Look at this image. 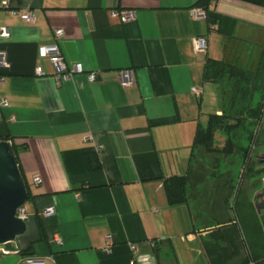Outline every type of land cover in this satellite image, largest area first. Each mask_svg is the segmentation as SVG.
<instances>
[{"label": "crops", "instance_id": "crops-1", "mask_svg": "<svg viewBox=\"0 0 264 264\" xmlns=\"http://www.w3.org/2000/svg\"><path fill=\"white\" fill-rule=\"evenodd\" d=\"M197 7L207 20L192 17ZM123 10L136 19L112 17ZM2 28L10 36L0 37L9 65L0 66V138L21 149L40 238L29 256L0 251V264H213L194 202L171 205L164 182L190 175L198 129L221 115L207 60L259 61L264 0H0ZM56 29L73 71L60 82L39 54ZM199 37H207L204 53L194 49ZM122 71L133 86H122ZM87 156L101 168L91 171ZM49 207L54 216H45Z\"/></svg>", "mask_w": 264, "mask_h": 264}, {"label": "rangeland", "instance_id": "rangeland-1", "mask_svg": "<svg viewBox=\"0 0 264 264\" xmlns=\"http://www.w3.org/2000/svg\"><path fill=\"white\" fill-rule=\"evenodd\" d=\"M216 100L220 107V100L217 97ZM263 103L264 92L256 95L254 108ZM229 126L232 128L228 134L215 133L213 152L202 145L194 149L187 177L186 202H194L196 215L203 222L204 229H198L197 233L207 246L211 261L244 264L247 258L245 242L244 245L240 243L238 226L229 221L236 217L235 212L248 217L253 224L264 215L260 208L264 207V118L261 123L251 119L242 127L236 128L234 123ZM226 147L231 149L230 153L226 152ZM252 164L256 165L253 171L250 170ZM189 180H192V192ZM25 207L29 209V201Z\"/></svg>", "mask_w": 264, "mask_h": 264}, {"label": "trees", "instance_id": "trees-1", "mask_svg": "<svg viewBox=\"0 0 264 264\" xmlns=\"http://www.w3.org/2000/svg\"><path fill=\"white\" fill-rule=\"evenodd\" d=\"M205 79L214 83L218 88L221 115H210L207 124L198 129L194 139V149L196 146L202 145L207 151L213 152V139L217 131L228 134L230 132L229 128H232L229 123H234L237 128L244 126L248 120L255 119L257 123H261L262 117L264 118V103L259 108H254L253 104L256 95L264 92V47L259 61L249 65H239L229 60L208 59L205 68ZM2 141L8 142L9 139L0 138V142ZM20 150L13 144L11 145L10 152L15 157L17 164V154ZM222 152L225 151L222 150ZM226 152L230 153L231 149L226 147ZM87 163L91 171L101 168L99 161L94 157L87 156ZM255 167L256 165L253 166L252 164L250 170L253 171ZM21 179L26 186L29 201L31 194L22 174ZM164 185L171 205H180L186 202V176L168 178L165 180ZM260 208L264 210V207ZM233 209L235 211V207ZM235 216L231 222H235L238 226L237 237L241 244L244 245L245 242L247 251L244 264H264V215L262 218L257 219L255 224L251 223L248 217L239 216L236 212ZM20 253L29 256L32 253V248Z\"/></svg>", "mask_w": 264, "mask_h": 264}, {"label": "water", "instance_id": "water-1", "mask_svg": "<svg viewBox=\"0 0 264 264\" xmlns=\"http://www.w3.org/2000/svg\"><path fill=\"white\" fill-rule=\"evenodd\" d=\"M10 148V142H0V251L26 252L39 240L40 230L36 217L17 216L28 194Z\"/></svg>", "mask_w": 264, "mask_h": 264}, {"label": "built area", "instance_id": "built-area-1", "mask_svg": "<svg viewBox=\"0 0 264 264\" xmlns=\"http://www.w3.org/2000/svg\"><path fill=\"white\" fill-rule=\"evenodd\" d=\"M14 14H17V12H12ZM22 15L26 18V21L28 24H33L36 20L35 16L31 13H25ZM111 15L113 18L120 19L123 23H128L130 21H133L136 19V13L132 10H123V11H112ZM191 15L196 20H207L208 19V12L205 8L197 7L192 9ZM65 32L63 29H56L54 31V37H55V43L51 46H43L40 47L39 54L42 58H47L50 60L52 65L55 68L56 72V79L58 82L61 81V79H68L72 76V72L68 71L64 55L60 49L59 42L64 38ZM10 36V32L8 28H2L0 29V37L2 38H8ZM194 49L198 53H204L207 49V37H199L194 39ZM0 66L2 67H8V61L5 54H0ZM74 72H82V68L80 65H77ZM120 82L123 87H130L134 85V79L132 76V72L130 71H122L119 73ZM88 79L90 82H94L96 80L95 73H91L88 76ZM193 93L200 97L202 95V90L194 88ZM6 101L2 102V106H6ZM33 182L35 185H40L42 180L39 176L34 177ZM56 213V210L54 207H49L44 211L45 216L51 217L54 216ZM17 216L23 220H27L29 218V215L27 213V209L25 207V204L21 206L17 210ZM57 243H61L60 239H56ZM152 247H155V244L151 245ZM132 251L134 253H137L138 247L132 246ZM27 264H46L45 260L40 258H28L26 260Z\"/></svg>", "mask_w": 264, "mask_h": 264}, {"label": "flooded vegetation", "instance_id": "flooded-vegetation-1", "mask_svg": "<svg viewBox=\"0 0 264 264\" xmlns=\"http://www.w3.org/2000/svg\"><path fill=\"white\" fill-rule=\"evenodd\" d=\"M262 119H263V117H262ZM259 197H260V198H262L263 196H262V197H261V196H259Z\"/></svg>", "mask_w": 264, "mask_h": 264}]
</instances>
